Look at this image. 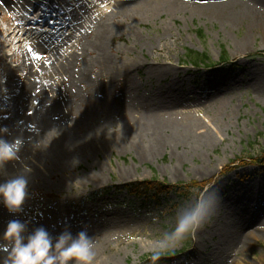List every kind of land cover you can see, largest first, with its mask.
<instances>
[{"label":"rangeland","instance_id":"1","mask_svg":"<svg viewBox=\"0 0 264 264\" xmlns=\"http://www.w3.org/2000/svg\"><path fill=\"white\" fill-rule=\"evenodd\" d=\"M33 1L37 9H28L30 15L39 10L50 18L43 34L21 48L17 59L0 35V126L24 135L22 163L32 169L21 211L12 214L0 201V235L11 219L24 221L27 232L29 225L52 233L71 225L92 227L111 235L95 261L111 254L118 264H153L162 238L204 201L213 206L211 216L176 246H161V257L171 258L155 264H264V166L250 159L264 158V21L247 14L217 16L220 4L230 0H181L176 12L164 7L171 0H56L67 7L60 11L50 0ZM240 3L246 5L240 9L263 16L264 0ZM25 5L32 8V2ZM13 16L20 13L0 8V24L10 31ZM55 18L59 24L51 25ZM102 22L116 26L103 43L106 64L95 47ZM57 37L65 42L57 45ZM191 51L201 57L196 66ZM38 52L53 58L35 62ZM72 52L76 59L65 72L60 65ZM6 65L17 71L4 78ZM253 71L262 75V88ZM183 93L190 101L175 107L181 110L177 116L209 125V146L170 142L151 156L148 148L127 141L125 122L150 114L140 102ZM65 102L89 109L87 124H105L107 133L91 137L92 148L61 168L43 154L42 137L35 138L46 135L40 123L46 109ZM74 133L90 135L88 126ZM165 134L171 139V131ZM20 168L16 162L6 172L0 168V182ZM147 181L174 188L164 194L129 192ZM112 216L119 221L103 227ZM226 230L233 235L225 236ZM248 230L257 237L243 250L238 239Z\"/></svg>","mask_w":264,"mask_h":264},{"label":"bare ground","instance_id":"2","mask_svg":"<svg viewBox=\"0 0 264 264\" xmlns=\"http://www.w3.org/2000/svg\"><path fill=\"white\" fill-rule=\"evenodd\" d=\"M180 1L181 0L168 1L166 5H164V7L169 9L171 12H176L178 9H175V6L179 7L181 5ZM27 2H32V8L26 7L25 4ZM50 2L54 6H56L59 11L60 9L67 10V7L63 6V4L59 1L50 0ZM34 4L38 3L33 0H18L15 1V4H13L9 0H0V8L14 9L16 13H20V16H13V31H10L9 28L4 27L0 24V35H2V45L4 47L8 44L12 45L14 49L12 57L14 59H17V57L19 56V51L21 48L28 49L27 45L32 44L33 41H35L34 39L38 35L40 36L43 34V28L45 25L44 23L50 20L49 16L45 11L39 12L38 10L34 12L31 16V10L28 9H37ZM235 4L237 5L236 8L229 10L225 9L226 13L224 12V8H226L227 6L232 8ZM220 5H223L221 7L223 10L218 11L216 13L217 16L227 14L228 18H234V16L237 15L247 14L251 15L252 19H254L255 21H264V14L263 16H261L260 14L262 13H257L256 9H240L243 6H246L245 4L240 3V0H230L228 3L222 2ZM154 11H157V9H154ZM55 21L51 23V25L59 24V22H57V19ZM115 29V25L109 24L107 22H102L100 25L98 33V43L97 45H95V47L100 50V58H102V61L105 64L109 62V59L104 54L103 43L105 42L107 36L114 33ZM48 31L49 30H46V32ZM53 36L55 35L52 34V40ZM17 39H19L18 41H23L22 44H17ZM56 41H58L57 45L63 44L65 42V40L60 37H57L55 42ZM68 49L71 51V47H68ZM26 53L30 56L29 52ZM7 56L8 54L5 52L2 58H6ZM34 57L35 59L33 58V60L37 62V60L52 59L53 55L50 52H48L47 54L38 52ZM75 59L76 57L74 56L73 52L72 54L65 55L64 61L62 62L60 67L66 72V70H69L70 68L71 61ZM36 65L37 64H33L32 68L36 67ZM16 71L17 69L13 68L12 66L6 65L4 70V78L9 77L12 73ZM159 73L162 74L161 72ZM253 75L255 76V82L258 83V88H262L261 83L259 82L262 78V75L260 73L256 75V71H253ZM189 98L190 96L185 95L183 93L181 96L177 95L174 98L163 95L161 98H151L147 101L140 102L139 105L142 108L148 109L150 114H148L144 118H131L129 123L125 122L124 125L127 126L128 131V135L126 134L125 136L127 137V141L139 147L148 148V155L151 156L155 155L161 148V146L164 147L165 145L170 144V142H175L174 144L176 145L184 143L187 145L191 144L196 147L209 146L213 141L212 133H210L211 131L208 130L211 129L209 125H200L199 122L181 119L177 116V114L181 110L175 109V107H177L180 102H186L187 100H189ZM136 101H138V99H136ZM66 103L67 102H65L64 106H55L53 103L46 109L44 115L40 118V123L43 127L42 132L44 133L46 131V135L41 136L40 134H37L38 136H36L35 138L37 139L39 137H42V140L44 141V146L41 148L43 154L46 155V158L52 157L53 160H56L57 164L61 168H67L71 164L72 159H76L81 154H84L85 151L92 148L91 137H94L98 134L103 136L104 133H107L105 124L99 123L93 126L87 124V114L89 112V109H83L84 107L77 108L75 105L73 106L71 102H69L68 105ZM184 108L187 107L184 106ZM131 115L132 114H130L129 116ZM84 126H88L89 128L90 135L88 137L84 138L74 133L76 129L83 128ZM165 131L172 132L171 139L168 138V136L165 134ZM5 167L2 169L3 171L1 173L10 171L8 170V166L5 171ZM236 204L237 202H232V205ZM247 205H250V202L245 203L243 207L244 210L246 209L245 207ZM104 219L106 225H103V227L107 228L114 226V223H117L119 221V218H116L115 216L107 217ZM98 223L99 222H97V224ZM252 223H250V221H247L244 225H250ZM35 228L36 227H33L32 225L28 226L29 232H31ZM82 229L87 230L89 235L92 236L95 241L94 251L96 255L93 264H118L117 256L111 254L106 255L105 257L103 256L100 261H95L96 258L101 257V255L106 252V249L109 245L108 240L109 238H111V235H108L107 233L103 234L105 230L97 231L95 230L96 228L93 229L92 227L91 230H89L87 229V227L84 226L80 230H78L76 225H71V227H69L68 229L62 230V232L70 231L73 233V235H75ZM49 233L53 237H56L60 234L59 231H56V233ZM225 234V236H227V234L233 235L232 231L230 230L229 232L226 230ZM252 237H257L256 232L253 230H248L247 232L245 231L243 238L239 237L238 243L242 244L243 250H245L247 246L251 243Z\"/></svg>","mask_w":264,"mask_h":264},{"label":"clouds","instance_id":"3","mask_svg":"<svg viewBox=\"0 0 264 264\" xmlns=\"http://www.w3.org/2000/svg\"><path fill=\"white\" fill-rule=\"evenodd\" d=\"M28 143H32L29 136ZM26 139L23 134L13 136L8 126H0V168L12 162L20 163V170L0 182V201L12 214L21 211L29 195L31 167L22 163L21 152ZM38 142H36L37 144ZM212 204L198 203L183 214L175 229L162 238L154 250L153 264L161 258L160 247H174L186 234L194 232L211 216ZM95 241L87 230L75 235L70 231L53 237L43 227L27 232V225L20 219H11L0 235V264H93Z\"/></svg>","mask_w":264,"mask_h":264},{"label":"trees","instance_id":"4","mask_svg":"<svg viewBox=\"0 0 264 264\" xmlns=\"http://www.w3.org/2000/svg\"><path fill=\"white\" fill-rule=\"evenodd\" d=\"M202 35V33H200ZM191 58H192V63L194 65H197L199 60H201V57L199 54H197L195 51H191ZM223 60L226 61L227 60V54L226 55H223ZM252 162H255V163H260L262 166H264V158L260 159V158H253L251 157L250 158ZM196 186H200V184L198 183H195ZM206 184V183H204ZM202 184L201 187L204 185ZM133 186V185H132ZM135 188V189H133ZM140 188L142 189H147L149 190L150 192H154V194L156 193H161V194H164V193H168L170 192L171 190H173L174 187H170V186H166L165 184L163 183H157V182H152V181H147V182H144V183H141L139 186L137 187H131L129 188V192H133V193H137ZM171 256H164V257H161L160 259L163 260V261H167L169 262Z\"/></svg>","mask_w":264,"mask_h":264}]
</instances>
